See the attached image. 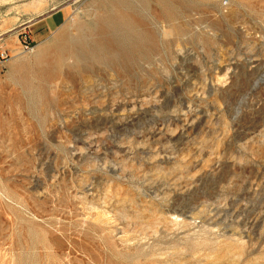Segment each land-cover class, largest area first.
Masks as SVG:
<instances>
[{"label": "rangeland", "instance_id": "obj_1", "mask_svg": "<svg viewBox=\"0 0 264 264\" xmlns=\"http://www.w3.org/2000/svg\"><path fill=\"white\" fill-rule=\"evenodd\" d=\"M106 2L0 0V264H264V0H123L129 70H57Z\"/></svg>", "mask_w": 264, "mask_h": 264}, {"label": "bare ground", "instance_id": "obj_2", "mask_svg": "<svg viewBox=\"0 0 264 264\" xmlns=\"http://www.w3.org/2000/svg\"><path fill=\"white\" fill-rule=\"evenodd\" d=\"M123 5V0H108L107 14L97 21L91 34V46L82 42L80 38L71 41L67 37V31L64 30L57 40L56 50L52 58L57 70L68 57L78 60L80 57L92 59L103 55L129 70L131 61L135 56L130 44H144L147 41L151 43L153 36L150 34V38H147L146 29L149 25L137 14L128 12ZM171 14L167 12L168 19L172 23L174 15ZM131 18L135 20V23H132ZM142 57H147V55L142 54ZM57 70L55 71L57 72Z\"/></svg>", "mask_w": 264, "mask_h": 264}, {"label": "crops", "instance_id": "obj_3", "mask_svg": "<svg viewBox=\"0 0 264 264\" xmlns=\"http://www.w3.org/2000/svg\"><path fill=\"white\" fill-rule=\"evenodd\" d=\"M65 12H67V11H65ZM65 12H64V13H65ZM65 16H66V18H68V12H67V14H66ZM53 19H54V18H51V20H53ZM51 20H49V21H51ZM49 21H48V24H49V26H51L50 23H49Z\"/></svg>", "mask_w": 264, "mask_h": 264}, {"label": "built area", "instance_id": "obj_4", "mask_svg": "<svg viewBox=\"0 0 264 264\" xmlns=\"http://www.w3.org/2000/svg\"><path fill=\"white\" fill-rule=\"evenodd\" d=\"M0 58H4V55H0Z\"/></svg>", "mask_w": 264, "mask_h": 264}]
</instances>
